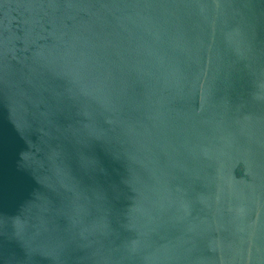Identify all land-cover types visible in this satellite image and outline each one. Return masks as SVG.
Masks as SVG:
<instances>
[{"label":"water","instance_id":"95a60500","mask_svg":"<svg viewBox=\"0 0 264 264\" xmlns=\"http://www.w3.org/2000/svg\"><path fill=\"white\" fill-rule=\"evenodd\" d=\"M0 264H264V0H0Z\"/></svg>","mask_w":264,"mask_h":264}]
</instances>
